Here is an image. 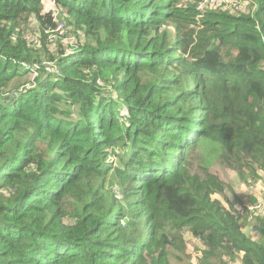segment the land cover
Here are the masks:
<instances>
[{"label": "trees", "instance_id": "16d2710c", "mask_svg": "<svg viewBox=\"0 0 264 264\" xmlns=\"http://www.w3.org/2000/svg\"><path fill=\"white\" fill-rule=\"evenodd\" d=\"M54 1L83 34L70 52L50 53L42 0H0V264H147L166 221L202 243L198 264H264V218L223 207L211 193L228 185L211 169L195 184L188 168L204 137L242 178L264 167V0L242 13Z\"/></svg>", "mask_w": 264, "mask_h": 264}, {"label": "rangeland", "instance_id": "374dc122", "mask_svg": "<svg viewBox=\"0 0 264 264\" xmlns=\"http://www.w3.org/2000/svg\"><path fill=\"white\" fill-rule=\"evenodd\" d=\"M42 5L45 10L52 9L51 11L53 12L56 19L55 23L57 24L56 27H54L53 32L45 30V33L47 34L45 42L49 47V51H51L50 53H56L58 45H62L65 52H70L72 48H78L83 42V34L80 33L76 35V33H72L71 27L68 24L69 18L67 17L66 9L54 0H42ZM214 8L215 7H212V9ZM22 33L24 34L27 43L34 49L41 45V32L36 20L33 17L29 18V21L24 27ZM29 77L31 78V75H29ZM160 93L163 96H167L171 93V91L163 89ZM124 111L125 110H121V114H123ZM215 113H218L219 115L220 111L218 110ZM198 144L199 147L197 148V151L190 154L188 163V168L195 177V184L198 175H207L208 169H211L216 172V174H218V176L228 185V187L223 191L224 193H211L212 199H216L223 207H232V211L236 212L239 205L252 202L251 199L257 198L262 193V190H264V167L261 168L262 170L259 171L258 175L253 178L254 180L248 176L246 178H242L240 170L222 166L221 160L224 157L225 152V147L222 143L217 140L204 137L198 142ZM112 159L114 160V157H112ZM109 178L110 180L107 187L113 185L111 183H114L115 180V177L109 176ZM254 181H257L256 186L259 191H255L256 186ZM189 188L191 187L188 183L185 185L184 190L186 191ZM116 189L117 187H115V190ZM119 197L120 196L117 193L115 198L121 199ZM73 205L74 204H71L69 209L71 214L81 210L79 206L76 210H73ZM159 220L163 221L164 218L159 216ZM247 227L248 228H245L244 230L249 232V229L251 233L252 231L250 226ZM165 234L169 239L172 237L174 238L172 246L162 244ZM156 240L160 242V245H155L151 255L152 258L147 260V264H198V259L201 256L200 249L203 245L186 227H179L170 221H166L163 228L158 230ZM162 249L169 251L168 260H165L164 255L160 254Z\"/></svg>", "mask_w": 264, "mask_h": 264}, {"label": "built area", "instance_id": "2783aa9c", "mask_svg": "<svg viewBox=\"0 0 264 264\" xmlns=\"http://www.w3.org/2000/svg\"><path fill=\"white\" fill-rule=\"evenodd\" d=\"M221 6V9L231 10L236 9L240 12H249L253 10V4L250 0H201L199 8ZM237 213L247 220H251L254 216H262L264 218V190L252 202L244 203L237 207ZM224 264H243L240 260L227 261Z\"/></svg>", "mask_w": 264, "mask_h": 264}, {"label": "crops", "instance_id": "0c3cea01", "mask_svg": "<svg viewBox=\"0 0 264 264\" xmlns=\"http://www.w3.org/2000/svg\"><path fill=\"white\" fill-rule=\"evenodd\" d=\"M229 11H230V10H229ZM240 13H242V12H240ZM256 183H257V181H254L255 186L257 185ZM255 191H259V190L257 189V186H256ZM242 219H243V218H242ZM245 228H248V227H245ZM245 228H243V229H245ZM245 231H246V230H245ZM248 231H249V232H247V231H246V232L250 234V230H249V229H248ZM241 254H242V253H239V255H241Z\"/></svg>", "mask_w": 264, "mask_h": 264}]
</instances>
